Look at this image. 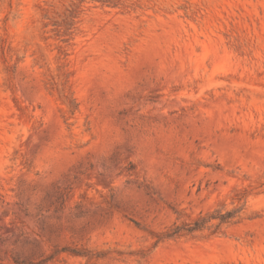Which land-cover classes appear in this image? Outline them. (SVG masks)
<instances>
[{
  "label": "rangeland",
  "instance_id": "1",
  "mask_svg": "<svg viewBox=\"0 0 264 264\" xmlns=\"http://www.w3.org/2000/svg\"><path fill=\"white\" fill-rule=\"evenodd\" d=\"M14 260L264 264V0H0Z\"/></svg>",
  "mask_w": 264,
  "mask_h": 264
},
{
  "label": "trees",
  "instance_id": "2",
  "mask_svg": "<svg viewBox=\"0 0 264 264\" xmlns=\"http://www.w3.org/2000/svg\"><path fill=\"white\" fill-rule=\"evenodd\" d=\"M241 211V207H236L233 209L225 210L223 208H217L212 212L206 213L198 217L196 220L184 224V225H176L174 227L166 230L160 238L163 239H172L182 234H194L195 232L201 231L203 229L213 228L216 230L223 224H227L233 221ZM215 221V222H213ZM77 254H81V252H76ZM14 263L21 264L17 260H14Z\"/></svg>",
  "mask_w": 264,
  "mask_h": 264
}]
</instances>
